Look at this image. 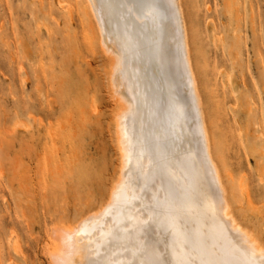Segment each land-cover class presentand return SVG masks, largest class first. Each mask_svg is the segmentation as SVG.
<instances>
[{"label":"rangeland","instance_id":"obj_1","mask_svg":"<svg viewBox=\"0 0 264 264\" xmlns=\"http://www.w3.org/2000/svg\"><path fill=\"white\" fill-rule=\"evenodd\" d=\"M61 1L72 20L58 0H0V264H54L52 225L103 205L119 171L109 62L82 0ZM182 4L232 209L264 245V0Z\"/></svg>","mask_w":264,"mask_h":264},{"label":"bare ground","instance_id":"obj_2","mask_svg":"<svg viewBox=\"0 0 264 264\" xmlns=\"http://www.w3.org/2000/svg\"><path fill=\"white\" fill-rule=\"evenodd\" d=\"M58 1L72 20L74 6ZM82 2L109 62L119 171L103 205L69 228L52 225V263L264 264V245L235 215L213 150L207 82L182 0Z\"/></svg>","mask_w":264,"mask_h":264}]
</instances>
